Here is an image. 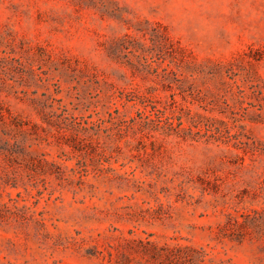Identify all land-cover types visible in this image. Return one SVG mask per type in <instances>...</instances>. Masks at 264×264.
<instances>
[{
	"label": "rangeland",
	"instance_id": "rangeland-1",
	"mask_svg": "<svg viewBox=\"0 0 264 264\" xmlns=\"http://www.w3.org/2000/svg\"><path fill=\"white\" fill-rule=\"evenodd\" d=\"M0 264H264V0H0Z\"/></svg>",
	"mask_w": 264,
	"mask_h": 264
}]
</instances>
